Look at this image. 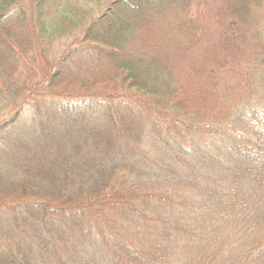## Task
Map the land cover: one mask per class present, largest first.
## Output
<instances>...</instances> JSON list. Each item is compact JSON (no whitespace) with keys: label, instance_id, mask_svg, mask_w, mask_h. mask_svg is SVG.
<instances>
[{"label":"trees","instance_id":"trees-1","mask_svg":"<svg viewBox=\"0 0 264 264\" xmlns=\"http://www.w3.org/2000/svg\"><path fill=\"white\" fill-rule=\"evenodd\" d=\"M264 0H0V264H264Z\"/></svg>","mask_w":264,"mask_h":264},{"label":"rangeland","instance_id":"rangeland-1","mask_svg":"<svg viewBox=\"0 0 264 264\" xmlns=\"http://www.w3.org/2000/svg\"><path fill=\"white\" fill-rule=\"evenodd\" d=\"M259 13H260L261 22L258 26V31H259L260 36H261L260 41H262V46L264 47V3H263L262 8L260 9Z\"/></svg>","mask_w":264,"mask_h":264}]
</instances>
